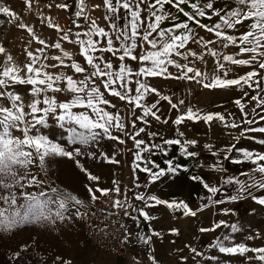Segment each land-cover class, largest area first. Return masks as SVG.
I'll use <instances>...</instances> for the list:
<instances>
[{
    "label": "snow or ice",
    "instance_id": "snow-or-ice-1",
    "mask_svg": "<svg viewBox=\"0 0 264 264\" xmlns=\"http://www.w3.org/2000/svg\"><path fill=\"white\" fill-rule=\"evenodd\" d=\"M34 2L39 0H23L25 9L32 11ZM54 6L69 11L70 18H74L71 27L62 28L53 23L52 17L39 13L41 23L46 21V27L57 33L58 38L52 43L37 36L33 27L22 22L20 14L9 7H0V14L9 17L10 23L21 21L16 26L29 34V45L35 40L41 46L35 50L25 47L27 62L20 66L0 44V55L4 56L0 64V201L14 209L11 212L0 209V229L10 231L28 219L55 224L73 216L82 218L85 213L80 209L102 198L110 202L116 215L122 213L136 228L141 220L156 219L149 210L157 206H165L178 214L177 218H195L211 206L225 204L224 199H216L221 187L200 174L191 175L190 179L200 184L207 195L205 202L195 209L184 200L161 199L148 191L162 177L189 171L176 163L175 157L165 159L166 167H161L155 156L168 157L174 146L181 157L195 159L201 155L194 150L199 147V141L186 138L182 130L188 122H203L209 128L219 123L229 130L234 142L222 148L211 143L202 146L215 158L209 165L213 171L226 172L224 161L254 165L243 174L246 180L234 177L223 180L226 185H237V194L228 197L229 201L251 195L253 189L264 190V151L237 147L244 138L256 139L248 137L249 133L264 135V126H254L264 122V0H101L91 6L86 0H75L74 4L64 2ZM46 7L51 9L53 4ZM97 10L103 13V26L98 22L99 17L91 15ZM64 42L77 49L79 60L75 53L63 48ZM46 49L58 50L60 54L49 55ZM209 59L213 64L211 71L207 69ZM198 62L204 67H199ZM238 71L242 74L234 75ZM155 79L195 82L209 90H238L241 95L233 104L239 117L232 112H201L184 107V99L174 102L171 95L152 83ZM21 88L25 89L23 93ZM61 94L67 99L60 100ZM162 102L177 113L171 120L174 135L160 137V142H155L159 134L148 131L152 122L169 123L168 119L162 120ZM50 120L61 129L68 126L67 145L44 133L43 129L50 127ZM233 131L236 135H232ZM103 141L121 147L109 153L103 150ZM129 142L131 147L127 146ZM258 143L264 145V138ZM123 152L132 157V187L122 186L118 179L111 181V187H101V177L82 162L87 159L119 165L121 161L117 157ZM52 158L73 162L85 177L88 203L51 179L48 161ZM138 173L146 174L143 185ZM141 188L144 190H134ZM18 199H23L24 204L17 206ZM252 199L264 205V198L253 196ZM221 211L228 215L231 210ZM222 226L238 231L236 225L229 226L224 220L213 222L211 227H200L198 231L212 233ZM120 227L124 230L121 242L130 243L133 232L126 225ZM169 232L180 235L175 227ZM135 235L151 250L147 254L150 264H159L152 244L153 237L161 238V233L149 227L148 233ZM254 238L258 237H249ZM230 239L228 235L217 237L208 247L229 256L245 257L251 252L255 255L246 257L249 264L252 261L264 264V247L228 246L225 241ZM185 247L193 254V260L218 259L216 255L205 256L191 245ZM19 256L17 252L10 259ZM55 259L59 264H71L59 256ZM187 260L188 257H181V261ZM133 261L142 264L138 257H133Z\"/></svg>",
    "mask_w": 264,
    "mask_h": 264
},
{
    "label": "crops",
    "instance_id": "crops-1",
    "mask_svg": "<svg viewBox=\"0 0 264 264\" xmlns=\"http://www.w3.org/2000/svg\"><path fill=\"white\" fill-rule=\"evenodd\" d=\"M187 10V9H186ZM94 17H99V23L101 26L104 25L102 19L103 13L99 10L91 13ZM202 35L204 33H201ZM63 48L70 52L76 54V59H80L78 51L74 46L68 43H63ZM227 51V50H225ZM228 51H234L228 50ZM60 54L59 51H53L51 55ZM49 63H54L50 61ZM199 67H204L199 64ZM213 64L211 59L207 65V69L211 71ZM50 71H55L50 69ZM64 71H67L64 69ZM173 71H175L173 69ZM70 74V73H69ZM242 74L241 72L234 73ZM164 94L171 95L174 102L179 99L185 100L184 107H192L198 109L201 112H221V113H236L239 117V113L233 100L238 98L241 93L238 90L227 89V90H209L203 89L200 85L195 82H185V81H175V80H163L155 79L152 81ZM60 100L67 99L64 95H59ZM117 102V101H113ZM115 111V109H109ZM160 111L162 114V120L168 119V124L152 122L148 131L156 132L159 134L155 138V142H160V137L172 138L174 135L173 125L171 120L175 119L176 111L170 109V106L166 102H162L160 106ZM254 126H264V122ZM50 133L53 137L63 138V140H69V133L66 131L68 127L66 125L65 129L59 128L50 120ZM52 130L55 131L54 134ZM78 131H83L77 129ZM185 132L186 138L196 139L199 141V147L194 149L201 152L198 158H184L181 157L177 147H173L169 151L168 157H163L162 155H157L154 157L157 163L161 167H166L163 161L175 157L176 163H181L189 169L188 172H183L182 170L178 175L169 174L166 177H162L160 181L149 186L148 191L152 194L157 195L161 199L166 200H184L190 204L194 209L200 204L204 203V197L207 195L206 190L190 179L191 175L200 174L203 175L207 180L215 186L221 187V192L217 195L216 199H224L225 204L211 206L206 209L203 213H198L195 218H177L178 214H174L171 210L167 209L165 206H157L156 208L150 209V214L155 216L156 219L151 222H144L141 220L140 228L135 229L131 242L129 243L128 251L125 255L113 256L107 252L98 250L95 246L91 245L88 254V264H134L133 257H138L142 264H150L147 259V254H151V250L148 246L143 245L136 239V232L148 233L149 227L155 229L161 233V238L153 237L152 247L154 248V255L156 256L159 264H243V257L241 256H229L219 253L217 250L210 249L208 246L220 237L223 226L212 233H200L198 229L200 227H211L213 222L224 220L228 222L232 211L238 209V206L244 200V197L237 201H229L228 197L231 195H236L237 185H226L223 183L224 179L228 177L239 178L241 180H246L247 177L244 173L250 172L254 167L250 163L233 164L230 161H224V166L227 169L226 172L219 173L213 171L209 165L215 162V158L202 146L205 143H211L217 148H222L223 146L232 143L231 136L228 134L229 130L224 129L219 123H214L211 128L205 125L203 122L193 123L188 122L186 126L182 127ZM143 135V134H142ZM232 135H236L233 131ZM248 137H256V139L244 138L238 144L237 147H244L247 150L252 151H264V145H260L258 140L264 138V135L258 133H249ZM147 139V137H145ZM102 146L105 148L106 152L113 153L116 152L118 145L113 144L111 141H103ZM128 147H131V142L128 143ZM238 155V153L236 154ZM120 159L121 163L119 165H109L100 162V166L94 169V173L101 177L100 186L101 187H111V181L113 179H118L121 181L122 186H132L133 185V173L131 171V160L132 157L129 153H120L117 157ZM197 164H204L203 168H199ZM140 183L143 185L146 179V174L138 173ZM258 175V174H257ZM82 196H86L84 186L79 189ZM135 191H142L141 189H134ZM256 193L259 195V189H253L251 194ZM247 195V194H245ZM244 195V196H245ZM230 209V213L225 215L221 210ZM178 228L180 230L179 236H174L170 234L169 229ZM185 245H191L196 247L198 251H201L208 255H216L218 259L216 261H208L202 257H197L195 260L192 259V253L189 251ZM181 257H188L186 262L181 261Z\"/></svg>",
    "mask_w": 264,
    "mask_h": 264
},
{
    "label": "rangeland",
    "instance_id": "rangeland-1",
    "mask_svg": "<svg viewBox=\"0 0 264 264\" xmlns=\"http://www.w3.org/2000/svg\"><path fill=\"white\" fill-rule=\"evenodd\" d=\"M64 2L74 4L75 0H39L38 3L34 2L32 11L25 9L23 0H0V7H9L20 14L23 17L22 22L33 27L37 36L52 43L58 38L57 33L46 27V21L41 23L39 13L42 12L44 17H52L53 23L59 24L62 28L71 27V19L74 17L70 18V12L57 9L54 6L55 3ZM86 2L91 6L101 3V0H86ZM50 3L53 4L51 9L46 7ZM20 22L10 23L9 17L0 14V44H3L7 52L14 57L16 64L23 66L27 62L24 48L29 47V50H35L41 46L35 40L30 45L28 44L29 34L16 26ZM79 22L84 23L82 20ZM53 51L57 50L46 49L49 55ZM3 61L4 56L0 55V64H3ZM20 91L23 93L25 89L21 88ZM50 128L43 129L44 133L67 145L68 141L63 138L51 136ZM54 132L52 130L53 134ZM103 150L106 151L104 147ZM82 162L93 174H96L94 169L99 168L100 162L87 159ZM48 171L49 176L57 185L82 196L79 189L84 186L85 177L79 173L72 161L64 158H52L48 161ZM253 196L264 198V190L259 189V195L256 193L245 195L243 202L238 206V209L232 211L227 222L229 226L236 225L238 231L233 232L231 227H223L220 238L225 235L230 236L231 239L225 241L228 246L245 244L252 248L264 247V205L258 204L256 200L252 199ZM22 204H24L23 199H18L17 206ZM0 209H7L8 212L14 210L3 201H0ZM249 237L258 238L249 239ZM91 245L83 232L80 221L75 216L71 220L57 221L55 224L28 219L18 223L10 231L0 229V264H59L55 259L58 256L70 260L71 264H88L87 256ZM17 252L20 253L19 258L10 259ZM253 255L255 254L247 253L243 257V264H249L246 257ZM251 264H261V262L252 261Z\"/></svg>",
    "mask_w": 264,
    "mask_h": 264
},
{
    "label": "built area",
    "instance_id": "built-area-1",
    "mask_svg": "<svg viewBox=\"0 0 264 264\" xmlns=\"http://www.w3.org/2000/svg\"><path fill=\"white\" fill-rule=\"evenodd\" d=\"M128 187L132 186L129 185ZM79 197L88 203L86 196ZM80 210L85 215L78 220L85 236L93 246L113 256H121L127 253L129 243L121 242L124 230L120 225H126L130 231L134 232L137 228L131 219L124 217L122 213L116 215L115 210L110 207V202H106L103 198L96 204Z\"/></svg>",
    "mask_w": 264,
    "mask_h": 264
}]
</instances>
